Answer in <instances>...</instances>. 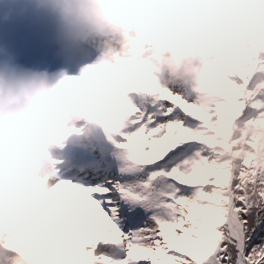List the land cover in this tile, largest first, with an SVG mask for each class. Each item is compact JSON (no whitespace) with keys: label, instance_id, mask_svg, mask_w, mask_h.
<instances>
[{"label":"snow or ice","instance_id":"obj_1","mask_svg":"<svg viewBox=\"0 0 264 264\" xmlns=\"http://www.w3.org/2000/svg\"><path fill=\"white\" fill-rule=\"evenodd\" d=\"M214 35L229 52L195 92L125 74L112 97L118 135L63 177L60 210L48 200L39 213L40 222L53 213L61 221L45 233L46 254L71 248L62 264H264V0H240L234 16L225 10ZM87 73L66 83L96 110L92 85L110 73ZM224 154L235 165L217 158ZM62 209L75 211L73 243ZM32 222L26 205L21 236Z\"/></svg>","mask_w":264,"mask_h":264},{"label":"clouds","instance_id":"obj_2","mask_svg":"<svg viewBox=\"0 0 264 264\" xmlns=\"http://www.w3.org/2000/svg\"><path fill=\"white\" fill-rule=\"evenodd\" d=\"M239 2L0 0V264H62V257L72 255L71 248L46 254L45 233L59 232L61 221L56 213L46 222L38 217L48 200L62 208L63 194L54 190L74 169L73 152L118 135L121 109L112 97L125 74L155 77L169 91L195 92L204 74L217 69L228 55L214 29L225 10L234 16ZM30 14L45 17L63 38L79 42L89 62L78 76L21 62L3 26ZM89 68L110 73L107 83L92 85L89 103L98 92L96 110L85 107L78 100L80 92L66 83L83 81ZM203 95L220 99L211 91ZM217 158L236 163L229 154ZM26 205L32 208L33 222L21 236L18 227ZM62 210L69 225L64 241L73 243L79 234L72 226L75 211Z\"/></svg>","mask_w":264,"mask_h":264}]
</instances>
